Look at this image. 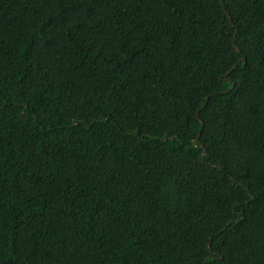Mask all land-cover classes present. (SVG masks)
<instances>
[{"label": "trees", "instance_id": "trees-1", "mask_svg": "<svg viewBox=\"0 0 264 264\" xmlns=\"http://www.w3.org/2000/svg\"><path fill=\"white\" fill-rule=\"evenodd\" d=\"M0 264H264V0H0Z\"/></svg>", "mask_w": 264, "mask_h": 264}, {"label": "snow or ice", "instance_id": "snow-or-ice-1", "mask_svg": "<svg viewBox=\"0 0 264 264\" xmlns=\"http://www.w3.org/2000/svg\"><path fill=\"white\" fill-rule=\"evenodd\" d=\"M54 25L55 22L52 20H49L48 22V27L49 28H53L54 29ZM247 27V26H245ZM55 44L56 41L53 37H49L48 43L47 45H42L40 42H34L31 44V46L27 49V56L29 60H35L37 62V64H39L41 66V68H44L47 64V55L49 52V49H54L55 48ZM233 70H227V72L223 75L224 79H227L228 76L231 75ZM251 71V70H249ZM48 76L52 79H54V73L49 71L48 72ZM228 89H231L233 91H235L236 89H239L238 92H236L237 96H243L244 92L247 91V82H242L241 84H236L234 81L232 83L228 84ZM207 105H202L201 106V111L206 108ZM231 118V117H229ZM77 126H78V122H77ZM204 127H207V123H205ZM249 200L251 201V196H249ZM247 220V217H243L240 220L241 224H244ZM211 247V245H210Z\"/></svg>", "mask_w": 264, "mask_h": 264}, {"label": "water", "instance_id": "water-1", "mask_svg": "<svg viewBox=\"0 0 264 264\" xmlns=\"http://www.w3.org/2000/svg\"><path fill=\"white\" fill-rule=\"evenodd\" d=\"M220 2H221V4L223 5V0H220ZM228 19H229L230 22H232V21H231V18H230L229 16H228ZM242 59H243V58H242ZM224 80H226V81H230V79H228V78H227V79H224ZM205 103H206V102H205ZM204 105H205V104H204ZM201 124H202V123H201ZM200 131H201V129H200ZM200 131H199V133H200ZM198 136H199V134L197 135V138H198Z\"/></svg>", "mask_w": 264, "mask_h": 264}]
</instances>
